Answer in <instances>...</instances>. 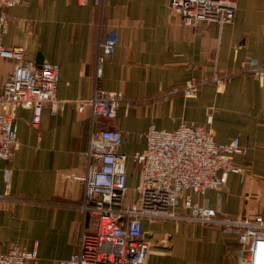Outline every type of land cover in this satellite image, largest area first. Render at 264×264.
<instances>
[{
  "label": "crops",
  "instance_id": "1",
  "mask_svg": "<svg viewBox=\"0 0 264 264\" xmlns=\"http://www.w3.org/2000/svg\"><path fill=\"white\" fill-rule=\"evenodd\" d=\"M169 1L104 0L101 30L92 0L85 4L23 0L6 10L3 44L25 47L26 58L36 64H56V94L66 103L58 114L44 105L37 126L30 124L29 111H17L18 141L13 157L0 159V192L3 171L9 167L10 194L24 201L0 203L1 252L13 245L36 250V260L26 264H58L70 258L83 218L76 208L81 186L68 175L82 170L91 131L104 128L122 135L130 190L138 181L139 167L129 155L144 149L145 140L139 135L151 123L164 130L181 124L199 126L220 143L238 137L246 155H235L234 160L254 177L252 187L260 198L253 205L264 216V86L251 75L237 74L220 91L212 83L194 97L181 91L187 79L210 75L215 68L231 71L249 59L264 63V0H235L232 22L195 26L183 25ZM112 26L118 42L99 85L106 91H121L131 104H121L115 118H98L92 125L89 113H79L72 101L92 94L97 43ZM11 70L12 61L0 58V86ZM245 189L244 176L231 173L219 188L189 194L219 216L235 217L243 211ZM142 227L150 244L147 264H237L236 234L222 226L143 219Z\"/></svg>",
  "mask_w": 264,
  "mask_h": 264
},
{
  "label": "built area",
  "instance_id": "2",
  "mask_svg": "<svg viewBox=\"0 0 264 264\" xmlns=\"http://www.w3.org/2000/svg\"><path fill=\"white\" fill-rule=\"evenodd\" d=\"M22 1L0 0V58L12 61V70L0 86V159L5 161L13 157L17 145L18 110L29 111L30 124L37 126L44 105L52 114H58L66 103L56 94L59 75L56 64H36L26 58L25 47H7L2 42L7 32L6 10ZM77 1L85 4L88 0ZM92 3L98 8L101 30L104 0ZM169 8L185 26L200 22L222 25L233 21L235 0H170ZM117 42L115 27H109L97 43L92 94L72 101L79 113H89L92 125L98 118H115L121 104H131L121 91H106L99 85L104 64L115 53ZM237 74L251 75L264 86V63L249 59L231 71L220 72L215 68L210 75L190 77L181 91L187 98L194 97L209 83L220 91ZM206 117L210 123L211 108L206 109ZM139 136L144 138L145 147L129 155L139 167L138 181L130 194L126 185L128 154L121 150L120 131L110 128L91 131L82 170L68 175L69 180L81 186L76 208L83 224L77 249L68 260L58 264H147L150 244L143 238V219L152 223L172 220L176 224L193 221L222 226L225 232L236 234L237 264H264V216L253 205L260 195L252 187L255 179L249 168L234 160L235 155L242 158L246 155L239 138L220 143L210 130L199 126L181 124L174 130H164L153 123ZM231 173L240 174L245 180L243 211L239 216H219L216 210L192 200L191 193L204 194L217 189ZM11 175V169L6 167L0 203H23L24 200L10 194ZM36 258V250L28 251L17 245L0 251V264H26Z\"/></svg>",
  "mask_w": 264,
  "mask_h": 264
},
{
  "label": "rangeland",
  "instance_id": "3",
  "mask_svg": "<svg viewBox=\"0 0 264 264\" xmlns=\"http://www.w3.org/2000/svg\"><path fill=\"white\" fill-rule=\"evenodd\" d=\"M134 141H136L137 143H139V138L136 135H135ZM129 192H130V194H133L134 193L132 189L131 190L129 189Z\"/></svg>",
  "mask_w": 264,
  "mask_h": 264
}]
</instances>
